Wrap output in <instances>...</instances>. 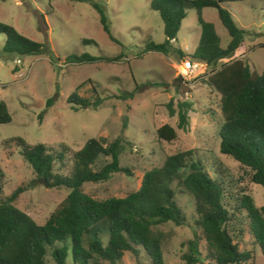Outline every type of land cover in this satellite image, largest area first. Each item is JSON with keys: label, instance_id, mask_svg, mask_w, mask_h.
Returning <instances> with one entry per match:
<instances>
[{"label": "rangeland", "instance_id": "1", "mask_svg": "<svg viewBox=\"0 0 264 264\" xmlns=\"http://www.w3.org/2000/svg\"><path fill=\"white\" fill-rule=\"evenodd\" d=\"M91 1L101 7L108 32L102 29ZM149 1L0 0V21L44 45L38 54L8 53L2 49L5 34L0 32V100L10 116L0 123L1 195L19 186L12 203L36 223L43 222L68 190L43 185L17 147L11 143L8 147L2 145L6 138L18 136L30 144L51 146L62 143L68 147L67 157L89 137L118 138V163L127 171L84 182L82 190L96 198L124 196L135 190L142 173L160 165L165 155L190 149V159L198 158L211 176L222 177L226 190L233 194L244 188L255 204L261 203V185L250 182L245 167L218 151L216 132L222 118L218 93L203 80L207 70L204 63L190 61L193 72L185 74L176 51L164 55L143 50L146 42L164 39L162 21L149 7ZM220 5L228 9L234 23L243 30L242 46L231 57H240L249 69L261 71L264 0L222 1ZM201 16L213 24L223 47L228 34L215 8L202 7ZM198 34L196 12L187 7L171 45L189 54ZM80 53L95 58L83 62L69 58ZM111 57L114 58L108 59ZM178 74L180 80L176 81ZM73 90L89 101L96 98L98 104L71 107L66 98ZM178 111L187 114L181 128L177 127ZM164 122L176 130L175 137L168 141L155 135V128ZM68 167V158H64L61 171L67 173ZM175 199L186 222L158 225L164 234L161 251L165 264H186L180 254L192 236L193 203L191 197L177 189ZM247 238L244 232L239 244ZM253 249L254 263L264 264L258 247ZM45 264H54L48 253ZM116 264L149 263L140 249L136 255L124 251Z\"/></svg>", "mask_w": 264, "mask_h": 264}, {"label": "trees", "instance_id": "2", "mask_svg": "<svg viewBox=\"0 0 264 264\" xmlns=\"http://www.w3.org/2000/svg\"><path fill=\"white\" fill-rule=\"evenodd\" d=\"M222 1L231 0H150L149 7L162 21L164 39L146 42L143 50L164 55L174 50L181 63L186 57L204 63L207 70L203 80L218 93L222 118L216 132L218 151L245 167L250 182L261 185V203L255 204L244 188L233 194L226 190L222 177L211 176L198 158L190 159V149L165 155L161 164L145 170L138 187L124 196L96 198L82 190L84 182L127 171L118 163V138L89 137L67 157L68 147L62 143L30 144L21 137H9L2 140V145L8 147L11 143L17 147L48 186H63L68 191L43 222L36 223L12 203L19 186L1 195L0 169V264H45L47 253L54 264H116L124 251L136 255L140 249L149 264H165L161 251L164 234L158 225L186 222L177 205L175 189L191 197L193 203L192 236L180 254L186 264H255L254 246L264 257V69L255 72L242 58L231 57L242 46L243 30L234 23L228 9L220 5ZM91 4L98 12L102 29L108 32L101 7L93 1ZM204 6L215 8L227 31L223 47L213 24L201 16ZM187 7L196 12L199 34L192 52L184 54L171 41ZM0 32L5 34L2 49L8 53L28 55L44 50L42 42L1 21ZM69 58L83 62L95 57L80 53ZM66 100L74 108L98 104L96 98L89 101L75 90ZM9 117L0 100V123ZM186 117L178 111L177 127H183ZM155 135L168 141L175 137L176 130L164 122L155 128ZM64 158L69 162L67 173L61 171ZM244 232L248 238L241 245Z\"/></svg>", "mask_w": 264, "mask_h": 264}, {"label": "built area", "instance_id": "3", "mask_svg": "<svg viewBox=\"0 0 264 264\" xmlns=\"http://www.w3.org/2000/svg\"><path fill=\"white\" fill-rule=\"evenodd\" d=\"M18 61H19V59H16V62H18ZM193 67L194 66L192 64L190 65V61H188V60H184L182 62V68H183L185 74L193 72Z\"/></svg>", "mask_w": 264, "mask_h": 264}, {"label": "water", "instance_id": "4", "mask_svg": "<svg viewBox=\"0 0 264 264\" xmlns=\"http://www.w3.org/2000/svg\"><path fill=\"white\" fill-rule=\"evenodd\" d=\"M176 81L180 80V75L178 74L177 77L175 78ZM39 180L43 183V185H47V182L43 177H40Z\"/></svg>", "mask_w": 264, "mask_h": 264}]
</instances>
